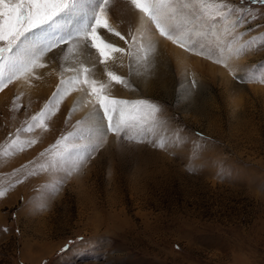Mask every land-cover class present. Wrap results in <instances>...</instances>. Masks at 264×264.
<instances>
[{"label": "rangeland", "instance_id": "obj_1", "mask_svg": "<svg viewBox=\"0 0 264 264\" xmlns=\"http://www.w3.org/2000/svg\"><path fill=\"white\" fill-rule=\"evenodd\" d=\"M226 2L256 18L235 30L220 17L179 22L170 32L179 43L134 7L110 11L127 44L109 39L132 55L109 61L130 86L106 91L129 102L119 108L133 139L109 132L78 170L75 155L41 169L65 144L94 143L77 137L102 115L76 83L83 74L66 70L71 43L45 55V67L4 81L0 264H264V4ZM99 59L89 77L106 83Z\"/></svg>", "mask_w": 264, "mask_h": 264}, {"label": "snow or ice", "instance_id": "obj_2", "mask_svg": "<svg viewBox=\"0 0 264 264\" xmlns=\"http://www.w3.org/2000/svg\"><path fill=\"white\" fill-rule=\"evenodd\" d=\"M251 2L264 4V0H251ZM129 3L142 14V19L146 18L154 24L159 34L172 40L173 43H179V39L174 38L170 32L177 30L176 24L179 22L188 25L203 16H210L212 19L220 17L232 30H235L256 18L252 10L234 8L226 0H217V3L211 5L206 0H129ZM210 8L213 9L212 12L208 11ZM109 13L110 0H0V85H2L0 91L3 87H7V83L33 72L36 67H45L41 62L42 58L54 49L69 43L75 44L77 48L83 45L82 51L86 54H91L90 50L94 49L108 77L106 83L90 78L88 74L91 68L81 64L83 80L78 79L76 83L89 87V95L95 98L96 104L102 110V115L100 112L94 113L89 118L88 127L84 130L87 135L82 133L77 138L81 140L91 138L95 142L83 145L65 144L63 150L53 154L50 163L41 165L43 171H48L50 167L53 170L62 168L72 160L73 155L76 161L72 169L78 170L79 165L93 151L107 142L109 132L118 138L123 134L124 138L133 139L128 135L132 125L124 119L123 109L119 108L129 102L112 98L106 91L115 85H122L125 88L130 86L124 77L109 69V61L115 63L116 53L132 55L125 53V48L109 39V36H114L127 44L126 36L109 22ZM233 16L235 19L232 18ZM242 35L243 33L240 34ZM132 39L135 42L136 37L133 36ZM180 46L184 47L183 44ZM140 47L143 48V44ZM243 49L242 45L237 49V54ZM143 58L147 59V55L145 54ZM215 62L228 67L224 60ZM66 70L74 71L75 69ZM232 74L235 77V72ZM248 75L251 77V73ZM36 78L39 79V77ZM5 80L7 83H4ZM63 83L62 79L61 84ZM136 103L146 102L137 101ZM149 107L152 109L153 116L159 112L157 106L149 105ZM117 113L119 119L114 122V115ZM40 116L42 117L43 113ZM32 119L35 121L39 117L33 116ZM37 126H43V122L41 121V124ZM26 130L31 131V126ZM62 139L67 141L69 137L65 136ZM31 143L34 144L36 141L33 140ZM59 143L58 141L57 144ZM157 146L164 148V140L161 139Z\"/></svg>", "mask_w": 264, "mask_h": 264}, {"label": "bare ground", "instance_id": "obj_3", "mask_svg": "<svg viewBox=\"0 0 264 264\" xmlns=\"http://www.w3.org/2000/svg\"><path fill=\"white\" fill-rule=\"evenodd\" d=\"M125 5L127 7L131 6L130 3L126 4V0H110V11L113 10V11H111L112 16H116L118 13L125 14L126 9H127V8H125ZM110 18H112V17L109 16V22H111L110 20L113 21V19H115V18H113V19H110ZM69 46H70V48L68 49V51L66 53V65H67L68 69H75L74 71H71V73L72 72H75V73L77 72L79 74H82L80 72V66H81V64H83L84 66L91 68V72L89 73V76H92L91 74H93V76H94V72L92 73V71H95L94 69L96 67V63H97V59H98V54L95 52V50L92 49V50H90L91 54H86V53H84L82 51L81 46H79V48H77L76 45L73 44V43H71V45H69ZM43 61L45 62V61H48V60L45 57ZM92 65H95V67H92ZM52 69H53V67H52ZM102 70L105 71L104 69H102ZM42 73H43V70H41V69L37 70V75L38 74L42 75ZM73 75H77V74H73ZM78 76H79L80 79L83 78L80 75H77V77ZM79 85L80 84H78V86ZM79 87H81V86H79ZM77 91L78 90H76V93H77ZM76 93L73 94L74 97L79 94V93H77V94ZM79 95H78V97L82 96V95H80V96Z\"/></svg>", "mask_w": 264, "mask_h": 264}]
</instances>
